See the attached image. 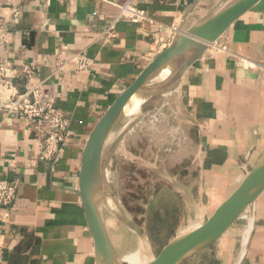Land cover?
I'll use <instances>...</instances> for the list:
<instances>
[{
    "label": "crops",
    "instance_id": "obj_1",
    "mask_svg": "<svg viewBox=\"0 0 264 264\" xmlns=\"http://www.w3.org/2000/svg\"><path fill=\"white\" fill-rule=\"evenodd\" d=\"M126 1L0 0V66L11 70L23 90L22 65L33 62L35 80L43 81V92L70 119L60 153L42 161L35 126L0 110V179L18 184L8 216L0 213V264H96L78 190L86 137L151 59L149 53L170 42L176 32L172 26L192 0H130L159 22L155 27L117 19ZM225 1L199 0L190 21ZM154 28L157 40L152 42ZM78 51L93 59L90 73L55 71L57 58ZM166 104L176 127H162L158 135L168 134L169 141L161 137L158 148L161 142L176 148H168L164 157L159 150L155 154L175 163L193 157L198 196L216 192L218 205L264 151V0L209 45ZM130 134L116 155L130 154ZM141 135L134 134L138 140ZM142 155L137 159L144 160ZM238 220L243 225L234 235L241 240L224 263L264 264V190Z\"/></svg>",
    "mask_w": 264,
    "mask_h": 264
},
{
    "label": "water",
    "instance_id": "obj_2",
    "mask_svg": "<svg viewBox=\"0 0 264 264\" xmlns=\"http://www.w3.org/2000/svg\"><path fill=\"white\" fill-rule=\"evenodd\" d=\"M260 1L226 0L190 21L199 3V0H192L183 10L170 42L144 65L93 124L81 152L78 190L87 229L93 240L96 264H119L120 254L111 238L104 209L138 235L143 234L110 186V172L117 149L139 122L156 125L163 120L176 127L166 104L168 96L179 88L186 70L203 57L209 45ZM166 147L176 148L172 144H166ZM263 190L264 151L236 188L203 222L175 235L143 264H181L197 255L249 211ZM149 205L150 202L145 216Z\"/></svg>",
    "mask_w": 264,
    "mask_h": 264
},
{
    "label": "rangeland",
    "instance_id": "obj_3",
    "mask_svg": "<svg viewBox=\"0 0 264 264\" xmlns=\"http://www.w3.org/2000/svg\"><path fill=\"white\" fill-rule=\"evenodd\" d=\"M169 115L172 118L171 112ZM162 127L171 128L163 120L156 125L142 126L141 122L137 123L130 131L133 134L129 135L127 141L130 154L125 157L120 153L114 156L110 172L111 189L120 198L127 215L143 232L138 235L104 209L111 238L120 254L119 264H132L124 260L128 255H135L137 252H140L141 262L135 264L149 261L175 235L203 222L219 200L216 192L208 193L204 198L198 196V172L197 165H191L193 157L175 163L172 158L162 161L163 158L160 159L155 154L157 150L162 157L168 154V142H161L160 149L158 148L164 137L169 141L168 134L158 135ZM137 131L144 133L139 140L134 136ZM152 136L154 139L150 140ZM141 154L144 160L137 159ZM176 183L184 186V189H178ZM148 202L149 211L145 216ZM243 221L236 220L227 234L181 264H225L238 248L241 238L234 233L236 230L238 232V228L241 229Z\"/></svg>",
    "mask_w": 264,
    "mask_h": 264
},
{
    "label": "built area",
    "instance_id": "obj_4",
    "mask_svg": "<svg viewBox=\"0 0 264 264\" xmlns=\"http://www.w3.org/2000/svg\"><path fill=\"white\" fill-rule=\"evenodd\" d=\"M124 18L132 23H144L151 27L159 24L151 16L131 3L126 1L119 6L117 19ZM113 24L107 32L111 34ZM176 26L172 29L176 31ZM152 42H155L154 28ZM166 45L160 44L152 53L150 58L162 50ZM55 71L70 69L75 73H90L93 67V59L84 51L73 53L67 58H57ZM36 65L33 62L24 63L21 68L24 87L19 90L12 79L11 70L1 64L0 66V110L7 115L24 117L36 128L40 135L39 160L46 161L54 159L62 149L67 132L69 130V117L59 110L53 100L47 96L42 89L43 81L35 80ZM18 184L15 180L0 179V213L7 217L17 196ZM245 217V213L240 218Z\"/></svg>",
    "mask_w": 264,
    "mask_h": 264
},
{
    "label": "bare ground",
    "instance_id": "obj_5",
    "mask_svg": "<svg viewBox=\"0 0 264 264\" xmlns=\"http://www.w3.org/2000/svg\"><path fill=\"white\" fill-rule=\"evenodd\" d=\"M109 224V223H108ZM191 227V226H190ZM190 229V228H189ZM246 241H247V236H246V238H245V240H244V244H246ZM245 247V246H244ZM244 247H242V249H244ZM125 262H129V263H132V264H135V263H137L138 261H140L141 262V257H140V252H137L135 255H128L127 257H126V259L124 260ZM139 262V263H140Z\"/></svg>",
    "mask_w": 264,
    "mask_h": 264
}]
</instances>
